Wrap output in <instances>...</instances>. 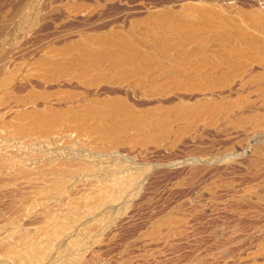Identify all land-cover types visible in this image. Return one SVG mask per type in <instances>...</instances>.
Listing matches in <instances>:
<instances>
[{"label": "rangeland", "instance_id": "obj_1", "mask_svg": "<svg viewBox=\"0 0 264 264\" xmlns=\"http://www.w3.org/2000/svg\"><path fill=\"white\" fill-rule=\"evenodd\" d=\"M0 264H264V0H0Z\"/></svg>", "mask_w": 264, "mask_h": 264}]
</instances>
